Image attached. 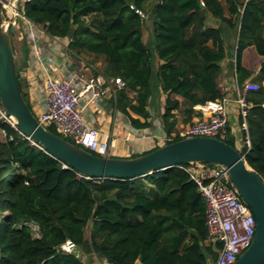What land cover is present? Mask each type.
<instances>
[{"label":"trees","instance_id":"16d2710c","mask_svg":"<svg viewBox=\"0 0 264 264\" xmlns=\"http://www.w3.org/2000/svg\"><path fill=\"white\" fill-rule=\"evenodd\" d=\"M149 2L21 0L18 8L53 37L67 38L71 30V55L89 54L92 63L101 59L103 75L123 81L109 101L134 128L150 125L147 104L159 87L165 94L161 121L166 137L178 132L176 111L190 118L194 106L222 97L217 77L232 47L238 86L246 79L258 85L245 93L250 106L242 133L249 146L239 151L264 180V0ZM136 10L150 16L146 42L144 18ZM248 47L263 58L255 73L243 64ZM19 85L26 101L20 80ZM3 127L0 264H101L65 251L66 241L102 264L215 261L221 243L208 237L204 198L185 170L175 166L125 179L78 177L15 129ZM47 128L56 133L52 125ZM218 138L235 146L228 127Z\"/></svg>","mask_w":264,"mask_h":264},{"label":"built area","instance_id":"2783aa9c","mask_svg":"<svg viewBox=\"0 0 264 264\" xmlns=\"http://www.w3.org/2000/svg\"><path fill=\"white\" fill-rule=\"evenodd\" d=\"M14 1H8L5 5L0 0V5L2 9H6L8 16V20H5L3 15L4 25L10 32L17 31L20 37L26 40L33 57L39 59L41 46L39 34L44 31L41 26L25 17L15 6ZM137 12L143 16V13ZM123 85L124 83L119 77L107 78L96 63L81 59L76 68L67 73L57 75L45 71L42 84L45 105L41 111L33 113L40 124L45 127L52 125L56 133L64 139H68L89 152L107 155V141L98 138V130L85 119L84 111L99 113L103 110L102 99L106 93L113 94ZM257 88L256 83L246 80L241 87L236 89L234 103L237 108L239 128L245 133L247 132L246 116L250 106L245 93L257 90ZM228 101L229 97L222 95L221 98L196 105V120L179 130L177 134L172 133L170 137L164 135L162 140L166 141L175 136L182 138L195 135L223 137L229 126ZM0 120L44 151L40 145L32 142L20 132L14 117L6 114L1 104ZM242 143L249 146L246 134L242 137ZM59 162L61 168L68 167L67 164ZM176 167L185 170L196 183L205 201V225L208 237L212 241L221 243L217 250V257L211 264H231L253 239L255 218L252 212L233 187L224 166L208 162H193L187 165L180 164ZM77 176L85 177L79 172ZM62 248L65 251H73L75 246L70 241H66Z\"/></svg>","mask_w":264,"mask_h":264},{"label":"water","instance_id":"95a60500","mask_svg":"<svg viewBox=\"0 0 264 264\" xmlns=\"http://www.w3.org/2000/svg\"><path fill=\"white\" fill-rule=\"evenodd\" d=\"M70 30L67 38H70ZM0 104L16 126L46 153L77 172L100 179L137 178L193 162L219 164L255 218L249 246L231 264H264V180L245 161L239 149L212 136L182 137L145 153L128 157L98 155L52 132L36 119L20 89L10 31L0 7ZM0 123L1 120H0Z\"/></svg>","mask_w":264,"mask_h":264},{"label":"crops","instance_id":"0c3cea01","mask_svg":"<svg viewBox=\"0 0 264 264\" xmlns=\"http://www.w3.org/2000/svg\"><path fill=\"white\" fill-rule=\"evenodd\" d=\"M40 54L39 59L33 57L32 51L23 37H20L17 31L11 32L13 55L19 80L22 82V90L25 93L30 109L35 113L41 111L45 105L42 84L45 77V71L60 75L76 68L80 58L71 55L67 48V38H56L45 32L39 34ZM142 39L145 40L143 31ZM263 58L259 56L253 47H248L243 53V64L250 70L257 72L260 61ZM97 65L102 67L103 62L98 59ZM159 60L155 57L154 64ZM221 71L217 77L218 86L222 95L229 97L227 103L229 131L234 137L235 147L242 143L243 133L239 128L237 108L234 103L236 89L239 88L236 80L234 67V51L232 47L228 48L226 57L221 61ZM248 80V79H246ZM244 80V81H246ZM243 81V82H244ZM111 92H107L102 99L103 110L99 113H92L89 110L84 111L85 119L94 126L99 134L100 140H106L108 143L107 156L128 158L142 154L153 149L156 146L164 144L162 138L165 135L162 129L161 113L165 100V94L159 87H155L148 100L147 110L149 113L148 121L150 125L145 128H134L129 123L127 117L111 105L109 99ZM180 101V97L176 96ZM195 113L187 118L181 111H176L175 132L179 131L197 118ZM134 117H138L132 114ZM141 121L143 118L139 117ZM0 123V141L6 138V131Z\"/></svg>","mask_w":264,"mask_h":264},{"label":"rangeland","instance_id":"374dc122","mask_svg":"<svg viewBox=\"0 0 264 264\" xmlns=\"http://www.w3.org/2000/svg\"><path fill=\"white\" fill-rule=\"evenodd\" d=\"M2 1H3V4L7 5L8 1L10 2V1H13V0H2ZM20 1L21 0H15L14 1V4H15L16 7H18ZM152 1H154V0H150V2H152ZM1 10H2V13L4 15L5 20H8V16L6 15V9H4V8L2 9V7H1ZM143 18H144V25L142 27V31H143L144 39L146 40L148 38V36L150 35V22L151 21H150L149 13L143 14ZM78 58H80V59H82L84 61L91 60V56L89 54H83V55L79 56ZM21 85L23 87L22 82H21ZM26 102L28 104V100L27 99H26ZM28 106H29V104H28ZM243 146H244V144L241 143V145L238 146V149L239 150L242 149ZM29 224H30L31 229H32V234L35 235V236L38 235L37 228H36L35 224L32 223V222H29ZM87 233L88 232L86 231V236H87ZM74 252H76L80 257H83V258L85 257V259H90V260H93L94 262H97V263H101L102 264V261L99 258H97L96 256H91V255L87 254L86 252H84V251H78L75 248H74Z\"/></svg>","mask_w":264,"mask_h":264}]
</instances>
